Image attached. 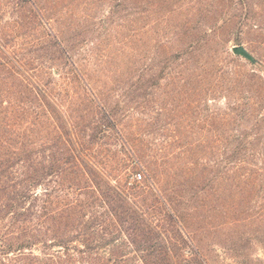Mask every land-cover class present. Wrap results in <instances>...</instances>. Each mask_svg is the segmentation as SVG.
I'll return each instance as SVG.
<instances>
[{"label": "rangeland", "instance_id": "374dc122", "mask_svg": "<svg viewBox=\"0 0 264 264\" xmlns=\"http://www.w3.org/2000/svg\"><path fill=\"white\" fill-rule=\"evenodd\" d=\"M0 1L1 23L11 21L12 0ZM40 4L71 10L72 25L52 21L56 32H87L75 39L74 58L117 124L93 152L99 161L109 151L121 159V186L144 185L149 197L132 202L159 234L127 233L131 219L121 220L115 246L127 253L124 264H140L132 246L196 248L213 264H264V3L243 22L231 0ZM236 46L254 60L234 54ZM165 194L178 205L177 219L156 200Z\"/></svg>", "mask_w": 264, "mask_h": 264}, {"label": "trees", "instance_id": "16d2710c", "mask_svg": "<svg viewBox=\"0 0 264 264\" xmlns=\"http://www.w3.org/2000/svg\"><path fill=\"white\" fill-rule=\"evenodd\" d=\"M12 2L11 21L1 23L7 11L0 1V264H124L127 253L115 246L121 220L131 219L127 233L159 232L144 224V210L132 202L149 198L144 185L121 186V159L109 151L103 162L93 152L100 136L117 133V124L74 58L75 39L87 32L80 26L54 30L52 21L60 29L72 23L71 10L63 15L64 9L44 7L41 0ZM231 2L243 22L264 0ZM156 197L177 219L172 195ZM132 249L140 264H213L196 248L186 254L175 246Z\"/></svg>", "mask_w": 264, "mask_h": 264}, {"label": "water", "instance_id": "95a60500", "mask_svg": "<svg viewBox=\"0 0 264 264\" xmlns=\"http://www.w3.org/2000/svg\"><path fill=\"white\" fill-rule=\"evenodd\" d=\"M234 54L241 56L247 60H253L252 55L247 51V49L243 46H236L233 48Z\"/></svg>", "mask_w": 264, "mask_h": 264}, {"label": "built area", "instance_id": "2783aa9c", "mask_svg": "<svg viewBox=\"0 0 264 264\" xmlns=\"http://www.w3.org/2000/svg\"><path fill=\"white\" fill-rule=\"evenodd\" d=\"M137 178L141 179L142 178V174H137Z\"/></svg>", "mask_w": 264, "mask_h": 264}]
</instances>
